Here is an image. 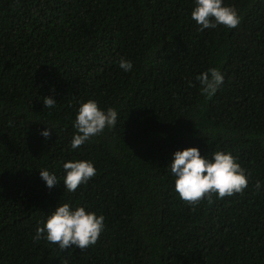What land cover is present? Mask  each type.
<instances>
[{
    "label": "trees",
    "instance_id": "obj_1",
    "mask_svg": "<svg viewBox=\"0 0 264 264\" xmlns=\"http://www.w3.org/2000/svg\"><path fill=\"white\" fill-rule=\"evenodd\" d=\"M224 2L238 27L199 32L193 0H0V264H264V0ZM209 68L225 75L211 98L196 80ZM88 100L118 123L73 151ZM187 147L231 152L248 187L189 205L167 168ZM74 159L97 174L69 193ZM44 169L61 182L46 187ZM65 202L105 217L95 245L34 240Z\"/></svg>",
    "mask_w": 264,
    "mask_h": 264
},
{
    "label": "clouds",
    "instance_id": "obj_2",
    "mask_svg": "<svg viewBox=\"0 0 264 264\" xmlns=\"http://www.w3.org/2000/svg\"><path fill=\"white\" fill-rule=\"evenodd\" d=\"M191 19L197 25V31L216 29L223 25L235 29L241 22V16L235 7L228 6L224 0H193ZM119 67L124 72L133 70V62L121 57ZM202 94L211 98L224 83L225 75L217 68H209L196 77ZM191 83V82H190ZM57 100L51 96L43 99L44 108H55ZM119 113L115 108H101L96 100L82 102L76 112L73 128L75 132L70 142L75 151L89 143L94 137L112 130L117 126ZM41 130L39 134L50 138L54 126ZM167 168L175 178L174 187L179 197L191 206L204 199L209 204L212 195L217 199L242 194L248 187L249 176L241 167L238 158L231 152L216 151L211 157L201 155L199 148L187 147L173 153ZM40 178L49 189L59 184L60 178L55 172L39 170ZM62 182L65 191L74 193L79 186L87 184L96 174L97 169L91 160H67L63 163ZM262 182H256L259 192ZM36 230L34 240L41 239L56 245L61 251L73 248L84 250L95 245L105 230V217L87 209V206L71 202L58 203ZM67 264V262H65Z\"/></svg>",
    "mask_w": 264,
    "mask_h": 264
}]
</instances>
